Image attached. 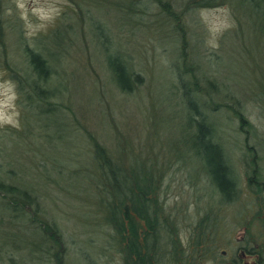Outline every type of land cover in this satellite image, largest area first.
<instances>
[{
  "label": "rangeland",
  "instance_id": "1",
  "mask_svg": "<svg viewBox=\"0 0 264 264\" xmlns=\"http://www.w3.org/2000/svg\"><path fill=\"white\" fill-rule=\"evenodd\" d=\"M3 1L9 24L4 37L0 35V83L15 84L18 126L0 127V135L10 137L6 145L0 143V151L14 150V166L4 150L0 168L8 178L19 174L21 183L33 185L40 211L33 214L32 207L25 214L10 213L4 221L7 215L0 207V264L11 259L55 264L61 251L36 233L40 223L58 231L63 263L122 264L117 247L108 246L109 229L95 192L93 196L82 182L89 175L95 142L124 166L136 160L157 173L170 230L180 249L188 246L192 226L209 204L211 187L190 153L175 155L176 147H187L179 133L183 112L178 72L210 97L211 110H218L211 116L216 136L225 144L240 189L246 190L241 164L246 144L264 141V29L239 0H219L210 7L201 6L200 0ZM60 30L68 38L55 60L63 94L53 104L61 111L36 120L18 93L17 79L27 68L24 48L38 49L51 32ZM100 30L108 43L119 45L141 78L133 92H122L113 83ZM181 51L185 56L180 57ZM237 112L247 120L250 133L240 131ZM30 127L35 133L28 137ZM20 182L8 183L25 188ZM245 234L243 228L234 232L223 259L215 264H232L233 256L240 264H254L255 258L238 246Z\"/></svg>",
  "mask_w": 264,
  "mask_h": 264
},
{
  "label": "trees",
  "instance_id": "2",
  "mask_svg": "<svg viewBox=\"0 0 264 264\" xmlns=\"http://www.w3.org/2000/svg\"><path fill=\"white\" fill-rule=\"evenodd\" d=\"M239 1L249 16L264 29V0ZM198 3L210 7L218 4L219 0H200ZM4 8V1L0 0L2 38L9 24ZM97 33L103 41L100 43L105 46L106 69L109 75H113L115 81H112L116 88L122 92H133L141 83V78L133 72L119 45L108 43L107 34L101 30ZM47 37L48 41L38 49L29 46L24 48L27 68L23 69L22 78L17 79L20 99L26 101L33 109L36 120L43 116L51 117L61 111L53 104L54 100L57 101L63 94L55 78V67L58 65L55 60L59 53L64 52V43L68 38L61 30L51 32ZM180 55L185 56V51H181ZM179 73V104L181 103L180 109L183 112L179 133L187 147L184 151L176 147L174 151L179 157H186L190 153L191 157L197 160L211 187L209 204L205 205L204 213L193 224L188 246L180 249L179 242L170 230V219L160 201V180L156 176L157 173L148 171L136 160H131L126 167L117 160L115 154L95 142L93 159L86 169L89 175L83 176L82 182L84 188L88 192L90 190L93 196L94 191L98 199L102 221L109 229L108 246L114 250L115 246L117 247L122 264H206L209 261L215 264L217 259H223L222 252L230 247L234 232L243 228L246 234L238 243L240 251L254 257V264H264V141H253V146L246 144L241 163L246 180V190L243 191L239 187V178L225 144L216 136V122L211 120V116H217L218 110H211L208 105L210 97L195 86H190V81H185ZM207 92L209 93V90ZM236 114L240 120V131L250 133L247 120L240 113ZM34 133L30 127L28 137ZM9 138L0 135L1 145H6ZM5 153L7 158L11 155L10 163L14 166V150L6 149ZM15 165L21 169L19 165ZM77 166H80L79 163ZM15 179L20 182L22 178H19V174L8 178L0 168V207L2 215H7L4 216V221L10 213L25 214V210H32V207L35 208L32 210L33 214L40 211L33 196V185L30 182H20L26 187L18 185L17 188L8 183ZM203 196L207 197V194ZM36 231L41 239L49 240L52 248L57 245L61 251L55 254V264H65L62 256L64 249L60 246L62 243L58 231L41 223ZM46 248L50 255L49 248ZM35 254L32 251L34 262ZM86 256L89 255L86 253ZM231 263L240 264L235 256L232 257ZM9 264L21 263L12 262L11 259Z\"/></svg>",
  "mask_w": 264,
  "mask_h": 264
},
{
  "label": "clouds",
  "instance_id": "3",
  "mask_svg": "<svg viewBox=\"0 0 264 264\" xmlns=\"http://www.w3.org/2000/svg\"><path fill=\"white\" fill-rule=\"evenodd\" d=\"M16 99L14 82L8 80L0 83V127L18 126V113L13 110Z\"/></svg>",
  "mask_w": 264,
  "mask_h": 264
}]
</instances>
